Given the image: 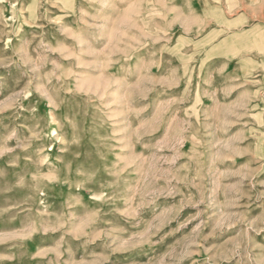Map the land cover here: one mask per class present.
Wrapping results in <instances>:
<instances>
[{"label": "rangeland", "instance_id": "374dc122", "mask_svg": "<svg viewBox=\"0 0 264 264\" xmlns=\"http://www.w3.org/2000/svg\"><path fill=\"white\" fill-rule=\"evenodd\" d=\"M0 264H264V0H0Z\"/></svg>", "mask_w": 264, "mask_h": 264}]
</instances>
